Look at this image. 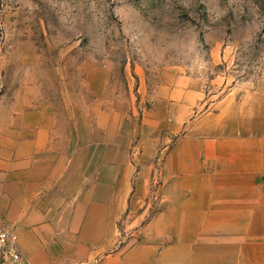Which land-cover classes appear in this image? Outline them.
<instances>
[{"label": "crops", "instance_id": "crops-1", "mask_svg": "<svg viewBox=\"0 0 264 264\" xmlns=\"http://www.w3.org/2000/svg\"><path fill=\"white\" fill-rule=\"evenodd\" d=\"M164 88L161 109L143 117L135 176L121 132L64 143L46 101L4 118L0 222L17 228L24 264H264V62L194 117L192 88L175 78ZM161 131L170 144L156 210L137 240L117 246Z\"/></svg>", "mask_w": 264, "mask_h": 264}, {"label": "rangeland", "instance_id": "rangeland-1", "mask_svg": "<svg viewBox=\"0 0 264 264\" xmlns=\"http://www.w3.org/2000/svg\"><path fill=\"white\" fill-rule=\"evenodd\" d=\"M263 62L264 0H0V124L46 101L64 143L76 142L71 133L127 135L134 176L143 117L165 85L175 78L193 89L194 117L254 80ZM163 133L146 193L138 201L131 193L117 221V246L137 240L156 210L170 144Z\"/></svg>", "mask_w": 264, "mask_h": 264}, {"label": "built area", "instance_id": "built-area-1", "mask_svg": "<svg viewBox=\"0 0 264 264\" xmlns=\"http://www.w3.org/2000/svg\"><path fill=\"white\" fill-rule=\"evenodd\" d=\"M18 238L14 225L0 222V264H24Z\"/></svg>", "mask_w": 264, "mask_h": 264}]
</instances>
